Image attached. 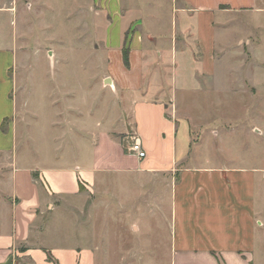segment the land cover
<instances>
[{
	"label": "rangeland",
	"instance_id": "obj_1",
	"mask_svg": "<svg viewBox=\"0 0 264 264\" xmlns=\"http://www.w3.org/2000/svg\"><path fill=\"white\" fill-rule=\"evenodd\" d=\"M141 3L145 15L150 6ZM106 4L0 0L1 129L13 130L15 145L0 150V194L3 184L9 186L14 155L37 168L90 165L108 156L96 185L82 184L77 201H52L56 210L48 217L45 242L60 246L91 238L98 264H170L169 175L115 168L117 159H132L137 166L142 159L131 150L136 134L127 95L106 81ZM257 9L230 14L218 25L225 45L216 51V76L194 66L197 79L189 89L178 80L167 108L168 117L177 109L190 122V156L179 169L204 165L206 158L213 166L257 167L258 191L264 194V0ZM137 29L132 24L125 32L124 48ZM189 37L180 44L181 62L185 52L196 63L201 52L195 35ZM12 101L17 109L8 115ZM257 264H264V253Z\"/></svg>",
	"mask_w": 264,
	"mask_h": 264
},
{
	"label": "crops",
	"instance_id": "obj_2",
	"mask_svg": "<svg viewBox=\"0 0 264 264\" xmlns=\"http://www.w3.org/2000/svg\"><path fill=\"white\" fill-rule=\"evenodd\" d=\"M104 1L109 14L102 23L110 57L106 81L127 95L135 138L147 151L138 166L127 158L111 162L119 170L132 167L169 175L170 264H257L259 254L264 253V194L257 187L259 168L213 166L206 158L204 165L179 169L190 156V122L177 115V109L174 118L168 117L167 103L174 98L178 80L184 89L191 88L188 84L197 79L194 66L205 75L216 76V51L225 45L218 25L224 26L230 14L257 11L259 0ZM141 2L150 6L145 15ZM132 24L139 29L129 38L126 65L124 34ZM192 34L201 52L200 61L192 63V56L184 52L181 62L180 44L191 40ZM10 106L15 108L13 101ZM1 119L0 150H12L14 132L4 133ZM107 158L102 155L84 166L37 168L14 155L9 186L3 184L2 197L0 194V264H98L91 238L82 244L74 238L59 246L45 242V235L50 226L48 217L56 210L52 201L57 197L77 201L82 184L89 188L96 185ZM178 170L179 179L174 181ZM33 172L39 173L42 185Z\"/></svg>",
	"mask_w": 264,
	"mask_h": 264
},
{
	"label": "built area",
	"instance_id": "obj_3",
	"mask_svg": "<svg viewBox=\"0 0 264 264\" xmlns=\"http://www.w3.org/2000/svg\"><path fill=\"white\" fill-rule=\"evenodd\" d=\"M131 150L139 159H144L147 156V151L139 138L135 139L134 143L131 145Z\"/></svg>",
	"mask_w": 264,
	"mask_h": 264
},
{
	"label": "trees",
	"instance_id": "obj_4",
	"mask_svg": "<svg viewBox=\"0 0 264 264\" xmlns=\"http://www.w3.org/2000/svg\"><path fill=\"white\" fill-rule=\"evenodd\" d=\"M124 61H125L126 65H129V49H127V48H124ZM33 176L40 183V185H42L39 173L33 172Z\"/></svg>",
	"mask_w": 264,
	"mask_h": 264
}]
</instances>
